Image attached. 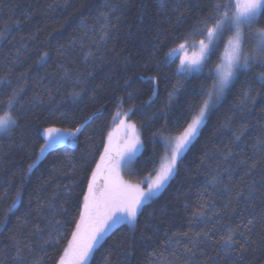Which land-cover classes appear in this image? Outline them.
<instances>
[{"label": "trees", "instance_id": "1", "mask_svg": "<svg viewBox=\"0 0 264 264\" xmlns=\"http://www.w3.org/2000/svg\"><path fill=\"white\" fill-rule=\"evenodd\" d=\"M164 3L162 10L159 0H0V101L18 93L21 115L11 136L0 135V264H18L17 240L26 264H54L71 238L86 178L117 113L136 107L128 120L143 126L141 139L148 145L138 160L151 151L153 131L167 124L176 134L179 110L164 109V100L166 87L176 83L172 72L180 56L171 67L156 64L182 42L171 37L208 11L209 0ZM156 71L170 82L160 83L155 103L141 113V103L151 95L147 77ZM259 71L254 68L249 76ZM251 87L249 103L240 106L241 84H236L185 153L177 175L144 206L135 228L117 225L89 264H103L109 254L112 264H264V144H257L264 141V87L255 81ZM77 125L83 127L73 146L58 145L38 160L44 143L38 132ZM234 135L241 140L234 142ZM158 148L163 155V145ZM226 150L233 153L227 160ZM240 160L251 163L238 167ZM152 168L138 163L131 177L152 175ZM26 170L28 179L22 181ZM202 205L204 219L198 220L194 213ZM248 219L254 226L246 248L241 251L239 242L235 249L224 247L227 229ZM197 233L201 238L193 246ZM126 237L135 241L131 257L119 248Z\"/></svg>", "mask_w": 264, "mask_h": 264}, {"label": "snow or ice", "instance_id": "2", "mask_svg": "<svg viewBox=\"0 0 264 264\" xmlns=\"http://www.w3.org/2000/svg\"><path fill=\"white\" fill-rule=\"evenodd\" d=\"M159 7L162 10L165 8L164 0H159ZM206 7L208 11L198 16L189 28L171 37L173 41L182 42L177 48L165 53L163 60L156 64L157 69L161 65L171 67L175 62L174 56L179 52L185 53L172 72L176 83L171 85L170 90L167 87L165 89L167 95L164 100V109L179 110L174 124L176 134L168 129L167 124L160 130L153 131L150 137L151 151L142 160H138V157H141L148 148L145 141L141 139L143 126L138 128L136 123L121 120L120 127L124 129L126 138L124 145L122 148L114 149L112 133L108 134V142L104 144L103 152L95 168L86 178L87 185L78 205L79 215L74 221L71 238L67 240V245L63 247L62 252L57 254L58 258L54 260V264H89L90 257L98 247L102 246L115 225L127 224L134 229L144 206L165 189L177 175L185 153L236 84L238 82L241 84L237 101L240 106L249 103L253 91L252 81L264 87V0H209ZM43 55L46 56L47 53ZM254 68H259L261 71L255 76H249ZM241 77L244 79L241 80ZM147 79L152 83L151 95L141 103V113L155 103L153 98L159 96L160 83L167 85L170 82L159 71ZM193 80L198 83L190 89L186 85ZM72 95L75 97L78 94ZM128 95L131 99L132 94ZM18 96V93L13 92L7 101H0V109L3 110V114H0V135L11 136L20 127ZM123 104L124 101L119 100L116 104L117 109ZM135 113L136 107L131 106L123 115L130 120L131 115ZM118 118L119 113L114 119ZM82 127L83 125H77L74 128L45 127L42 132L37 133L44 139L40 152L44 153L54 145L75 141ZM162 132L169 134L165 136ZM241 135H234V142L240 141ZM160 144L163 145V155H159L161 150L158 145ZM257 144H264V141H257ZM158 155L159 165L156 167ZM232 156L233 153L226 150L224 159H230ZM35 163V161L29 163L27 169H32ZM138 163L152 164L151 172L154 176L150 174L149 178L135 184L124 180L121 175L122 170L133 173ZM250 163L249 160H240L237 166ZM75 167L73 165V169ZM85 171L87 172V167ZM227 171L231 176L232 170ZM246 174H250V170ZM101 177L104 180L103 185L99 183ZM27 179L26 170L22 181ZM215 180L216 177H213L211 181L213 186H215ZM19 196L20 193L17 192V197ZM67 214L71 215V213ZM214 215L218 216L219 213ZM194 217L198 220L204 219L203 205L198 212L194 213ZM59 224L60 222L57 221V225ZM253 226L254 220L248 219L246 224L241 223L236 228L229 227L226 237L223 238L224 247L235 249V245L239 242L240 249L243 251ZM56 231L59 233V228H56ZM237 232L239 237L236 235ZM187 235L185 233V237ZM202 235L208 238L209 232H204ZM200 238L201 234L197 233L193 238V246H196L195 242ZM50 239L55 237L50 236ZM141 239L145 238L142 236ZM134 243V240L130 242L126 237L119 245L122 255L131 257ZM15 247L17 255L13 257V260L18 264H26L21 255L24 249L20 247L19 240L15 242ZM26 247L29 252L32 251L30 246ZM32 264H40V261L34 260ZM103 264H112L110 254L103 258Z\"/></svg>", "mask_w": 264, "mask_h": 264}, {"label": "rangeland", "instance_id": "3", "mask_svg": "<svg viewBox=\"0 0 264 264\" xmlns=\"http://www.w3.org/2000/svg\"><path fill=\"white\" fill-rule=\"evenodd\" d=\"M185 53L183 52H179L177 55L175 56H183ZM121 120H125L126 122H131L128 120V118L124 117L122 112L119 113V118L118 119H115L112 126H111V129L109 130V133L111 132L112 133V145L114 146L115 145V148L114 149H119V148H122L123 145H124V141H125V134H124V129L120 127V124H121ZM132 123V122H131ZM108 133V134H109ZM166 136V135H165ZM76 141V140H75ZM75 141H69L67 143H64V144H59V145H68V146H73L75 144ZM108 142V136H107V141ZM119 143V144H118ZM58 145H54L52 148L56 147ZM50 148V149H52ZM50 149L46 150L44 153H41L39 151L38 153V160L41 159L46 153L47 151H49ZM121 175L123 177L124 180L126 181H130L131 183H139L141 180H145L147 178H149V175L140 179V180H134L132 177H131V173L127 172V171H123L121 172ZM154 176V174H152ZM99 183L101 185H103L104 183V180L103 178L101 177V179L99 180ZM142 187L146 186V185H141ZM156 197V196H155ZM154 197V198H155ZM117 225H115L111 230L110 232L116 227ZM109 232V233H110Z\"/></svg>", "mask_w": 264, "mask_h": 264}]
</instances>
